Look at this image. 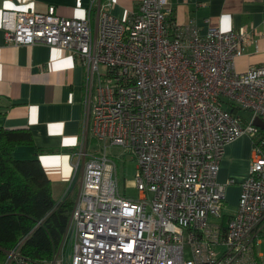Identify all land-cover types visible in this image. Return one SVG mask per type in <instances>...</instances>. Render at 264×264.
<instances>
[{
    "label": "built area",
    "instance_id": "built-area-1",
    "mask_svg": "<svg viewBox=\"0 0 264 264\" xmlns=\"http://www.w3.org/2000/svg\"><path fill=\"white\" fill-rule=\"evenodd\" d=\"M101 1L90 5L99 10L95 29L91 10L2 11L7 42L67 48L86 67L74 153L82 187L65 236L72 251L64 261V240L48 264H264V139L255 123L264 120V63L236 68L257 35L178 25L170 0H141L124 17ZM242 134L253 138V156L226 216L234 180L218 173L226 145ZM114 145L138 162L136 198L120 191ZM16 247L3 264H35Z\"/></svg>",
    "mask_w": 264,
    "mask_h": 264
},
{
    "label": "crops",
    "instance_id": "crops-1",
    "mask_svg": "<svg viewBox=\"0 0 264 264\" xmlns=\"http://www.w3.org/2000/svg\"><path fill=\"white\" fill-rule=\"evenodd\" d=\"M92 0H0V127L29 128L34 143L13 150L17 159L40 160L52 183L57 201H76L82 187V170H76L74 153L82 138L86 67L67 48L44 42L12 44L1 26L4 9L47 10L54 4L65 17H84L91 10V23L98 22V6ZM141 0H102V6L118 17L136 9ZM108 3V4H107ZM178 25L195 22L206 31L245 27L255 32L257 43L248 45L236 59L245 70L264 63V0H170ZM260 128H264L260 127ZM261 135L259 134L258 137ZM254 140L242 134L226 145L218 173L226 187V199L238 203L241 182L249 174ZM230 213L233 215L236 212Z\"/></svg>",
    "mask_w": 264,
    "mask_h": 264
},
{
    "label": "trees",
    "instance_id": "trees-1",
    "mask_svg": "<svg viewBox=\"0 0 264 264\" xmlns=\"http://www.w3.org/2000/svg\"><path fill=\"white\" fill-rule=\"evenodd\" d=\"M259 134L264 139V128ZM33 143L29 128L0 127V264L16 246L20 256L48 264L65 240L75 201L54 198L40 160L13 156L16 146Z\"/></svg>",
    "mask_w": 264,
    "mask_h": 264
},
{
    "label": "rangeland",
    "instance_id": "rangeland-1",
    "mask_svg": "<svg viewBox=\"0 0 264 264\" xmlns=\"http://www.w3.org/2000/svg\"><path fill=\"white\" fill-rule=\"evenodd\" d=\"M96 140H92L90 142L91 147H95L97 143ZM112 154H115V160L117 162V170H118V177H119V185L120 191L123 194H126L129 197H138L140 194L139 189L135 186L134 180L137 171L138 162L130 152H125L123 148L120 146L114 145L109 149ZM237 208V204L231 202L230 200L226 199L225 206H224V213L226 216H229L230 213L234 212ZM63 253L60 254L64 261L69 260V256L72 251V242L71 239L68 237L66 238L64 245H63ZM260 252L264 254V240L259 247Z\"/></svg>",
    "mask_w": 264,
    "mask_h": 264
},
{
    "label": "water",
    "instance_id": "water-1",
    "mask_svg": "<svg viewBox=\"0 0 264 264\" xmlns=\"http://www.w3.org/2000/svg\"><path fill=\"white\" fill-rule=\"evenodd\" d=\"M255 123L259 126V127H263L264 126V120L261 117H256L255 119Z\"/></svg>",
    "mask_w": 264,
    "mask_h": 264
}]
</instances>
